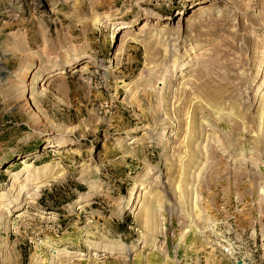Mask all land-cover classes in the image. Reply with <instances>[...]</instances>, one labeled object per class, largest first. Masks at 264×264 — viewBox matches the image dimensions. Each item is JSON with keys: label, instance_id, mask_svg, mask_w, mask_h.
<instances>
[{"label": "rangeland", "instance_id": "obj_1", "mask_svg": "<svg viewBox=\"0 0 264 264\" xmlns=\"http://www.w3.org/2000/svg\"><path fill=\"white\" fill-rule=\"evenodd\" d=\"M263 100L264 0H0V264H264Z\"/></svg>", "mask_w": 264, "mask_h": 264}, {"label": "bare ground", "instance_id": "obj_2", "mask_svg": "<svg viewBox=\"0 0 264 264\" xmlns=\"http://www.w3.org/2000/svg\"><path fill=\"white\" fill-rule=\"evenodd\" d=\"M121 27H122V26H121ZM119 29H121V28L118 27V30H119ZM57 72H58V71H57ZM26 73H27V72H26ZM55 73H56V72H55ZM30 75H31V74H30ZM3 79H4V78H2L1 81H3ZM5 81H6V80H5ZM195 87H196V86H195ZM198 87H199V86H198ZM198 87H196V88H198ZM201 87H203V86H201ZM200 89H201V88H200ZM194 90H195V89H194ZM182 93H183V92H182ZM184 93H185V92H184ZM191 94H192V93H191ZM182 95H183V94H182ZM208 95H209V93H208ZM215 98H216V97H215ZM184 99H185V101H186V98H184ZM187 99H188V98H187ZM211 100H212V99H211ZM189 102H191V101H189ZM185 103H186V102H185ZM187 103H188V102H187ZM208 104H210V103H208ZM208 106H209V105H208ZM206 107H207V106H206ZM220 108H221V107H220ZM220 108H217V109H218V110H221V111L224 110V109H222V108L220 109ZM201 109H202V108H201ZM261 109H262V111L264 110V100H263V104H262L260 110H261ZM195 110H196L195 108L192 109V111H193L194 114H192V117L190 116V117H191V120L194 119ZM204 110H205V111H208V110L214 111L210 106H209V109L204 108ZM178 111H179V110H178ZM199 111H200V110H199ZM221 111H215V117H218L219 115H221V113H220ZM201 112H202V111H201ZM201 112H200V113H201ZM263 112H264V111H263ZM197 113H198V112H197ZM230 114H231V113L228 112V117L231 116ZM261 115H262V112L260 113V119L262 118ZM263 115H264V114H263ZM180 116H181V115H180ZM182 116H183V115H182ZM187 117H188V116H187ZM179 119H180V118H179ZM193 121H194V120H193ZM193 121H192L191 124H193ZM195 121H196V120H195ZM195 121H194V124L200 122V121L197 122L198 120H197L196 122H195ZM201 121H202V120H201ZM258 121H259V120H258ZM259 122H260V121H259ZM261 122H262V123H261ZM261 122H260V123H261L262 126H261V125H260V126H261L262 128L260 129V130H261L260 133H262V132H263L262 130L264 129V116H263ZM200 123H201L200 125H197V124L194 125V124H193L195 127L189 123V126H188V127H189V130L191 131V132H189V133L194 134L195 131H197V127H198V130H200L199 132H201V131H203V130H202L203 125H204V124L208 125V123H207L206 121H204V120H203L202 122H200ZM181 125H182V124H181ZM196 125H197V126H196ZM182 126H183V125H182ZM204 126H205V125H204ZM260 126H259V127H260ZM190 127H191V128H190ZM260 130H259V131H260ZM199 132H198V134H199V136H201ZM191 134H190V136H192ZM196 134H197V132H196ZM197 136H198V135H197ZM193 137H195V136H192V139H191V140H195ZM199 138H200V137H199ZM20 161H21V162L18 163L17 165H19V166H20V165H22V166H24V165L26 166V165H27V161H26V160L22 159V160H20ZM132 192H133V191L130 192L129 199H128V202L130 203V205H132V203H133V199H134V193H132ZM113 247H114V246H113ZM59 251H60V250H59Z\"/></svg>", "mask_w": 264, "mask_h": 264}, {"label": "built area", "instance_id": "obj_3", "mask_svg": "<svg viewBox=\"0 0 264 264\" xmlns=\"http://www.w3.org/2000/svg\"><path fill=\"white\" fill-rule=\"evenodd\" d=\"M221 252H222V254L225 255V256H229V255H231V251H230L229 245L224 244V245L222 246V248H221Z\"/></svg>", "mask_w": 264, "mask_h": 264}]
</instances>
